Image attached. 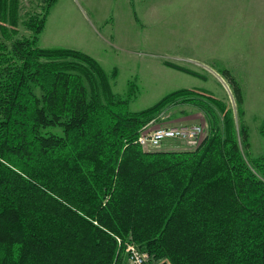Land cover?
I'll list each match as a JSON object with an SVG mask.
<instances>
[{
	"label": "trees",
	"instance_id": "trees-1",
	"mask_svg": "<svg viewBox=\"0 0 264 264\" xmlns=\"http://www.w3.org/2000/svg\"><path fill=\"white\" fill-rule=\"evenodd\" d=\"M42 2L20 37L21 0H0V264H130L129 242L150 264H264V155L248 156L244 96L230 72L239 125L200 89L133 112L136 83L117 95L115 71L39 46L57 0ZM177 105L205 115L201 143L144 150L142 129Z\"/></svg>",
	"mask_w": 264,
	"mask_h": 264
},
{
	"label": "rangeland",
	"instance_id": "rangeland-1",
	"mask_svg": "<svg viewBox=\"0 0 264 264\" xmlns=\"http://www.w3.org/2000/svg\"><path fill=\"white\" fill-rule=\"evenodd\" d=\"M42 1L21 0L20 37L31 35L23 22L41 12ZM117 14L119 24L110 18ZM257 16L264 19V0H110L97 9L77 0H57L39 36V46L81 51L108 74L115 71L112 88L117 95L124 96L129 84L136 83L138 97L130 103L133 112L177 90L200 89L226 102L239 125L237 94L222 74L228 70L244 96L241 122L249 133L247 153L252 159L264 155V20L254 33ZM166 62L204 77L168 68ZM189 124L201 125L203 138L209 131L205 115L187 105L165 110L148 125L155 130ZM49 131L60 133L58 128ZM165 147L193 149L180 142Z\"/></svg>",
	"mask_w": 264,
	"mask_h": 264
},
{
	"label": "built area",
	"instance_id": "built-area-1",
	"mask_svg": "<svg viewBox=\"0 0 264 264\" xmlns=\"http://www.w3.org/2000/svg\"><path fill=\"white\" fill-rule=\"evenodd\" d=\"M202 134L203 127L197 124L162 127L155 130H150L148 125L142 129L138 143L144 150L150 152L175 142L195 148L201 143ZM126 252L131 264H150L147 252L141 250L135 243H127Z\"/></svg>",
	"mask_w": 264,
	"mask_h": 264
},
{
	"label": "crops",
	"instance_id": "crops-1",
	"mask_svg": "<svg viewBox=\"0 0 264 264\" xmlns=\"http://www.w3.org/2000/svg\"><path fill=\"white\" fill-rule=\"evenodd\" d=\"M77 1L82 3L83 5L86 4L91 9H97L100 6L107 5V3L110 0H77ZM253 5H257V3L256 4H252V6ZM120 15H122V14H120ZM134 17H136V16H134ZM110 18L114 20L115 24H119L120 22H122V21H119V14L114 15L113 17L111 16ZM254 20L256 21V23L254 25V27H255L254 28V33H255L256 32V27H259L260 25H262L264 19H261V18H259L257 16ZM188 56H189V54H188ZM190 56H192L191 53H190ZM209 56H213V55H209ZM167 145H169V143ZM167 145H165V146H167ZM162 151L163 152H168V151H171V150L168 147H163ZM174 151H177V150H174Z\"/></svg>",
	"mask_w": 264,
	"mask_h": 264
}]
</instances>
